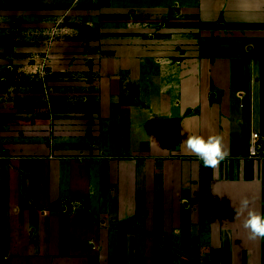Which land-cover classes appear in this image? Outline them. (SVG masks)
I'll use <instances>...</instances> for the list:
<instances>
[{"label":"crops","instance_id":"1","mask_svg":"<svg viewBox=\"0 0 264 264\" xmlns=\"http://www.w3.org/2000/svg\"><path fill=\"white\" fill-rule=\"evenodd\" d=\"M60 2L123 32L89 50L93 102L1 132L0 264H264L232 208L264 213V0ZM54 6L34 3V25ZM188 134H222L229 158L205 168Z\"/></svg>","mask_w":264,"mask_h":264},{"label":"rangeland","instance_id":"2","mask_svg":"<svg viewBox=\"0 0 264 264\" xmlns=\"http://www.w3.org/2000/svg\"><path fill=\"white\" fill-rule=\"evenodd\" d=\"M38 1L43 0H0V141L4 135L1 132L12 133L5 134L6 140L12 142L13 131L29 129L30 125L34 127L36 117L44 121L50 102L53 107L56 104L57 108L70 110L77 108L81 97L93 102L95 98L88 90L84 91L87 94L77 90V82L89 76L88 70L82 71L91 65L89 61L93 58L89 50L97 48L95 40L98 34L123 32L117 31V27L100 31L104 27L83 20L84 12L77 14V8L67 17V5L60 0H54L55 6L47 24L46 18L39 17L37 25H34L36 16L43 17L41 14L45 12L32 7ZM105 40V48L128 46L124 40L115 44L108 38ZM189 45V42L178 45L182 59L187 55V49H183ZM48 83L53 84L47 87ZM65 99H70L68 105H62L61 101ZM34 112L42 116L34 115Z\"/></svg>","mask_w":264,"mask_h":264},{"label":"clouds","instance_id":"3","mask_svg":"<svg viewBox=\"0 0 264 264\" xmlns=\"http://www.w3.org/2000/svg\"><path fill=\"white\" fill-rule=\"evenodd\" d=\"M184 132L185 128L182 121V136ZM180 145H183L188 152L200 160L205 168L212 170L217 169L230 156V150L225 144L222 134L208 136L188 134ZM252 205L253 200L247 196L239 201V206L232 202L234 222L239 221L244 216L243 228L248 234V239L255 244L264 243V213H258Z\"/></svg>","mask_w":264,"mask_h":264},{"label":"built area","instance_id":"4","mask_svg":"<svg viewBox=\"0 0 264 264\" xmlns=\"http://www.w3.org/2000/svg\"><path fill=\"white\" fill-rule=\"evenodd\" d=\"M260 139V134L258 132H254L249 147L250 157L252 158H257L260 155Z\"/></svg>","mask_w":264,"mask_h":264}]
</instances>
